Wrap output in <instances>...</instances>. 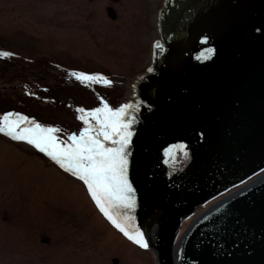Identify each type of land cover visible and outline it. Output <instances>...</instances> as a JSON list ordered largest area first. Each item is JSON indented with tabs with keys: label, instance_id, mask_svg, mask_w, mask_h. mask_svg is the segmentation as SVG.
Listing matches in <instances>:
<instances>
[{
	"label": "water",
	"instance_id": "95a60500",
	"mask_svg": "<svg viewBox=\"0 0 264 264\" xmlns=\"http://www.w3.org/2000/svg\"><path fill=\"white\" fill-rule=\"evenodd\" d=\"M158 31L129 109L146 249L158 264H264V0H164Z\"/></svg>",
	"mask_w": 264,
	"mask_h": 264
},
{
	"label": "rangeland",
	"instance_id": "374dc122",
	"mask_svg": "<svg viewBox=\"0 0 264 264\" xmlns=\"http://www.w3.org/2000/svg\"><path fill=\"white\" fill-rule=\"evenodd\" d=\"M163 2L0 0V52L12 53L0 56V115L18 112L60 128L57 135L67 140L84 127L78 109L101 101L114 109L131 104L159 38ZM73 72L101 74L111 84H85ZM0 264L158 263L153 250L107 220L82 181L32 145L0 133Z\"/></svg>",
	"mask_w": 264,
	"mask_h": 264
},
{
	"label": "snow or ice",
	"instance_id": "6c2138e0",
	"mask_svg": "<svg viewBox=\"0 0 264 264\" xmlns=\"http://www.w3.org/2000/svg\"><path fill=\"white\" fill-rule=\"evenodd\" d=\"M213 52L214 49L208 48L200 58L209 59ZM11 55L0 52L2 57ZM71 75L85 84H111L101 74L73 72ZM131 108L133 105L125 104L114 109L104 101L100 107L91 110L80 108L78 118L84 127L79 134H70L67 140H61L57 135L60 128L45 126L26 115L9 111L0 115V133L32 145L65 172L82 181L107 220L130 241L146 249L148 242L132 215L136 198L128 178V147L133 135L130 130L132 119L129 118ZM179 147L183 150L184 146Z\"/></svg>",
	"mask_w": 264,
	"mask_h": 264
},
{
	"label": "bare ground",
	"instance_id": "6f19581e",
	"mask_svg": "<svg viewBox=\"0 0 264 264\" xmlns=\"http://www.w3.org/2000/svg\"><path fill=\"white\" fill-rule=\"evenodd\" d=\"M254 178H256V177H254ZM254 178H253V179H254ZM219 199H220V198H218L217 200H219ZM217 200H216V201H217ZM182 229H183V227H182ZM182 231H183V230H181V232H182ZM178 243H179V239L177 240V246H178ZM177 246H176V249H177Z\"/></svg>",
	"mask_w": 264,
	"mask_h": 264
},
{
	"label": "flooded vegetation",
	"instance_id": "af4514ba",
	"mask_svg": "<svg viewBox=\"0 0 264 264\" xmlns=\"http://www.w3.org/2000/svg\"><path fill=\"white\" fill-rule=\"evenodd\" d=\"M109 106H111L110 104H109ZM91 110V109H90Z\"/></svg>",
	"mask_w": 264,
	"mask_h": 264
}]
</instances>
